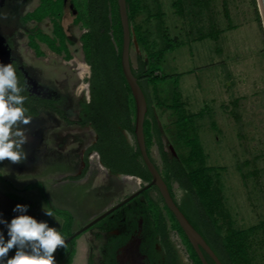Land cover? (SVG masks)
Returning <instances> with one entry per match:
<instances>
[{
	"label": "rangeland",
	"instance_id": "obj_1",
	"mask_svg": "<svg viewBox=\"0 0 264 264\" xmlns=\"http://www.w3.org/2000/svg\"><path fill=\"white\" fill-rule=\"evenodd\" d=\"M201 1V6H197L193 0H185L184 13L179 15L172 0H142L144 10L137 20L146 22L151 41L159 49L155 16L161 12L170 39L181 44L166 56L163 71L178 75L186 111L202 114L195 123L207 166L219 175L225 207L234 226L248 229L264 221V32L251 0ZM34 4L35 0H0V48L7 51L9 64L22 66L31 83L46 88L48 98L57 99L58 108L72 124L40 111L25 126L28 143L23 148L27 159L18 164L5 160L0 168V220L10 223L19 215H28L37 222H47L61 234L65 221L57 212L64 211L73 214L69 227L73 234L140 189L142 183L104 173L96 154H87L84 177L72 180L81 174L84 151L94 137L89 126L77 124L89 95L86 90L90 70L84 65L79 43L85 29L82 24L70 22L76 11L66 0L68 22L62 24L74 43L70 47L72 59L63 61L43 45V56L37 57L28 46V35L36 28L48 32L50 27L48 22L38 26L31 22L21 24ZM255 5L257 9L256 1ZM212 31L218 33L217 41L199 40V36ZM141 58L144 60L145 56L133 39L134 69ZM164 87L167 89L169 83ZM155 112L159 116V111ZM158 120L160 125L168 123L166 114ZM164 142L165 150L174 156L165 138ZM152 155L157 157L154 149ZM173 191L179 200L182 192L176 186ZM7 194L21 200H12ZM17 204L27 205V212H14ZM45 209L53 216L46 215ZM0 233L5 241L10 238L4 223H0ZM85 235L74 238L76 253L71 264H85L84 259L90 254L91 233ZM173 239L179 242L175 234ZM58 250L64 248L53 253L55 264H60ZM15 251L12 249V253ZM182 252L185 255L183 248ZM256 263L264 264L263 250L259 249Z\"/></svg>",
	"mask_w": 264,
	"mask_h": 264
},
{
	"label": "trees",
	"instance_id": "obj_2",
	"mask_svg": "<svg viewBox=\"0 0 264 264\" xmlns=\"http://www.w3.org/2000/svg\"><path fill=\"white\" fill-rule=\"evenodd\" d=\"M64 1L41 0L33 12L25 14L21 19L22 25H27L31 21L38 25L49 19V34L35 29L28 35V46L37 57L43 56L39 47V44H42L51 53L61 56L64 61L72 59L70 47L74 43L67 38L61 26ZM68 1L76 11L73 25L82 24L85 29L79 37V43L83 61L90 70L89 101L82 104V118L77 124L81 127L89 126L96 135V142L85 151L81 174L72 180L84 177L88 170L87 154L95 152L100 164L111 175L134 177L142 184H147L151 177L141 160L134 138L135 104L121 69L122 33L116 0ZM193 1L194 5L201 6V0ZM251 1L255 16L260 22L255 0ZM125 2L131 36L139 51L145 56L144 60L138 59L137 68L134 69L131 43V71L147 104L143 132L151 162L180 212L201 235L221 264H257L259 249L264 251V221L248 229H237L234 226L225 207L219 175L215 169L207 166V156L198 136L195 121L202 114L195 115L186 111L179 89L178 75H169L163 71L166 56L181 44L170 39L162 20L163 14L158 12L155 16L156 35L161 47L157 49L158 44L151 41V33L144 25L146 22L141 23L137 20L144 10L142 0ZM184 2L185 0H172V5L179 15L184 13ZM206 38L217 41L218 33L212 31L209 35L199 36V40ZM16 75L19 86L24 88L21 75L18 72ZM167 83L169 87L163 88ZM20 94L26 97L23 107L28 110L27 116L35 117L39 110L45 109L66 120L62 112L55 107V102L32 98L28 96L25 88ZM155 111H159V116ZM164 114L168 123L160 125L158 119ZM68 123L72 124L69 121ZM164 138L167 145L172 148L174 156L165 150ZM153 149L157 153L156 158L152 155ZM2 165L3 162H0V168ZM173 186L182 192L179 200L175 197ZM153 194L155 198L151 196ZM6 196L12 200H21L13 194ZM57 213L65 221L61 236L63 239L68 238L71 236L69 227L72 218L64 211ZM122 217L126 231L109 237L106 245V264H116V251L139 230V221L141 227L138 234L142 239L140 251L149 260H155L156 256L153 253L154 245L157 244L161 249L163 264H176V250L171 240V233L174 232L192 264H200L154 187L144 191L94 227L101 228L106 233L115 231ZM66 244L67 248L57 252L60 264H71L75 253L74 239ZM204 257L208 264H213L205 254Z\"/></svg>",
	"mask_w": 264,
	"mask_h": 264
},
{
	"label": "clouds",
	"instance_id": "obj_3",
	"mask_svg": "<svg viewBox=\"0 0 264 264\" xmlns=\"http://www.w3.org/2000/svg\"><path fill=\"white\" fill-rule=\"evenodd\" d=\"M16 71L12 63L0 64V162L5 160L18 164L27 159L23 145L28 143L27 127L32 118L26 116L23 107L26 97L20 93ZM28 206L17 204L14 212H27ZM46 215L53 216L45 209ZM8 229L7 241L0 233V264H55L53 253L58 248H66V241L59 231L49 227L47 222H37L28 215H19L11 220H0ZM16 249L15 255L8 253Z\"/></svg>",
	"mask_w": 264,
	"mask_h": 264
},
{
	"label": "water",
	"instance_id": "obj_4",
	"mask_svg": "<svg viewBox=\"0 0 264 264\" xmlns=\"http://www.w3.org/2000/svg\"><path fill=\"white\" fill-rule=\"evenodd\" d=\"M257 4L258 14L261 20L262 29L264 32V0H255ZM119 22L121 27L122 33V45H121V69L124 79L127 83V86L130 90L131 96L134 100L135 104V123H134V138L140 153L141 160L151 177V181L147 184H143V186L138 189L137 191L131 193L126 198L121 200L119 203L115 204L114 206L108 208L101 214L97 215L95 218L90 220L84 226H82L79 230L71 234L68 238L64 240L66 243L71 242L74 238L81 235L85 231L91 229L100 221L104 220L106 217L112 215L121 207L127 205L135 198L139 197L144 191L148 190L151 187H154L165 207L168 211L173 215L175 221L177 222L179 228L183 232L184 236L186 237L190 247L192 248L193 252L195 253L198 261L200 264H208L204 254L213 262V264H221L219 259L210 249V247L206 244L204 239L201 235L192 227V225L188 222L185 216L180 212L176 204L174 203L173 199L170 196L168 188L164 181L162 180L159 172L151 162L145 147V139H144V132H143V124L145 120V115L147 112V104L144 97V94L139 87L136 78L132 74L131 65H130V45L133 43V38L131 36V28L128 21L127 16V8L125 0H116ZM87 92L89 94V84H87ZM95 142V140H94ZM96 154V153H95ZM98 157V156H97ZM98 163L101 167H103L98 159ZM104 168V167H103ZM123 176V175H117ZM134 178V177H131ZM136 179V178H134ZM139 180V179H136ZM15 253L9 252L8 258L14 257Z\"/></svg>",
	"mask_w": 264,
	"mask_h": 264
},
{
	"label": "crops",
	"instance_id": "obj_5",
	"mask_svg": "<svg viewBox=\"0 0 264 264\" xmlns=\"http://www.w3.org/2000/svg\"><path fill=\"white\" fill-rule=\"evenodd\" d=\"M40 1L41 0H35V4L33 5V8L28 11L27 13H31L33 12L40 4ZM65 4H66V0L64 1V8H63V13H62V18H61V26L63 28V22H68V20L66 19V12H65ZM26 13V14H27ZM68 14V12H67ZM76 15H74L70 22L73 24V21H74V18H75ZM43 22H48L49 24V19H45ZM42 22V23H43ZM31 23H34L33 21H31ZM42 23L38 24V25H41ZM35 26H38L34 23ZM49 27H50V24H49ZM36 29H39V28H36ZM64 30V28H63ZM44 32V31H43ZM46 34H49L50 33V28L48 29V32H44ZM64 33H65V30H64ZM66 34V33H65ZM67 36V35H66ZM68 38V37H67ZM70 40V39H69ZM71 41V40H70ZM73 42V41H72ZM40 45L42 44H39V47ZM44 46V45H43ZM45 47V46H44ZM46 48V47H45ZM41 50V48H40ZM47 50V48H46ZM33 51V50H32ZM0 52H2L3 56L6 54V51L2 48H0ZM35 54V53H34ZM53 54V53H52ZM55 55V54H54ZM85 66H87L86 64H84ZM180 89V87H179ZM87 91V90H86ZM181 92V90H180ZM90 130H92L90 128ZM93 132V131H92ZM94 134V132H93ZM126 135V134H125ZM95 136V134H94ZM127 136V135H126ZM128 138V136H127ZM128 140L130 141V139L128 138ZM92 154H95L92 153ZM97 155V154H96ZM99 165V164H98ZM100 166V165H99ZM100 170L103 171L104 173H109L107 169L103 168L100 166ZM118 177V176H117ZM122 177H127V176H122ZM127 178H131V177H127ZM121 179V178H119ZM137 179V178H136ZM133 178V180L135 181H139L141 182L140 180H136ZM142 183V182H141ZM108 186V185H107ZM143 186V184H142ZM152 197L155 198V195H151ZM72 213V212H71ZM73 215V214H71ZM70 215V216H71ZM97 216V215H96ZM72 217V216H71ZM94 218V217H93ZM92 218V219H93ZM91 219V220H92ZM90 221V220H89ZM88 221V222H89ZM87 222V223H88ZM124 217L121 218V221L119 223V226L117 227V229L115 230L116 232H125L126 231V227H125V224H124ZM140 227H141V221H139V230L137 232H135L133 235V238H130L129 241L121 248H119L117 251H116V255H115V263L116 264H147V257L146 255H144L143 253H141L140 251V245H141V241L142 239L140 238L139 236V231H140ZM88 231V230H87ZM91 233V238H90V241L91 242V249H90V254L87 255V258L84 259L85 260V264H106V261H105V256H106V245H107V242H108V239L110 236H112V234L114 233H106L104 231L101 230V228H96V227H92L91 229H89L88 232H84L82 233L81 235H85L87 233ZM114 232V231H113ZM86 235L83 236V240L85 239ZM85 241V240H84ZM87 244V243H86ZM85 245V244H84ZM84 248V247H83ZM83 248H81L80 250L83 251ZM87 249V248H86ZM75 253H76V250H75ZM153 255H155V264L156 262L161 259L162 260V253H161V249H160V246L159 245H154V253ZM161 255V256H160ZM157 260V261H156ZM163 262V261H162ZM176 264H179L178 262V259H177V262Z\"/></svg>",
	"mask_w": 264,
	"mask_h": 264
},
{
	"label": "flooded vegetation",
	"instance_id": "obj_6",
	"mask_svg": "<svg viewBox=\"0 0 264 264\" xmlns=\"http://www.w3.org/2000/svg\"><path fill=\"white\" fill-rule=\"evenodd\" d=\"M61 57V56H60ZM61 59L63 60V58L61 57ZM64 61V60H63ZM0 64H2V65H7V64H9V59H8V53H7V51H6V54L3 56V54H2V52H0ZM12 66H13V68L15 69V71L16 72H18L20 75H21V77H22V81H23V84H24V88H25V91L27 92V94H28V96H30V97H32V98H36V99H40V100H45V101H53V102H55V107L56 108H58V101H57V99H50V98H48V95H49V91L46 89V88H44V87H42L41 85H39L38 83V85H35L34 83H31L30 81H29V78H28V75L24 72V70L22 69V66H19V65H17L15 62H12ZM34 81V80H33ZM36 83V82H35ZM88 101H89V95H88ZM87 101V102H88ZM86 102V103H87ZM59 109V108H58ZM60 110V109H59ZM40 111H47V112H49V113H51V114H54L56 117H58L59 119H62L61 117H59L58 115H56L55 113H53V112H50V111H48V110H45V109H41V110H39L38 111V113L40 112ZM61 111V110H60ZM62 112V111H61ZM62 114H63V112H62ZM27 116V115H26ZM37 116H38V114H37ZM37 116H35V117H32V116H30L31 118H36ZM63 116L65 117V115L63 114ZM81 117H82V113H81ZM66 118V117H65ZM64 122H68V121H66L67 120V118H66V120L65 119H62ZM79 126V125H78ZM93 131V130H92ZM95 134V133H94ZM94 140H95V142H96V135L93 137V141H92V143L86 148V150L89 148V147H91L95 142H94ZM85 150V151H86ZM85 151H84V154H83V159H82V162H83V165H84V155H85ZM92 153H94V152H90V153H88V155H90V154H92ZM3 164H4V161H3ZM109 233H114V234H112V235H118L120 232H116V231H111V232H109ZM134 236V235H133ZM133 236H131V238H133ZM171 240H172V242H173V238L171 237ZM174 243V242H173ZM174 246H175V250H176V255H177V259H178V262H179V264H186V262L183 260V252H182V250H179L177 247H176V245H175V243H174ZM147 259V264H150V263H153V264H155V260H149L148 258H146ZM154 259H155V257H154ZM151 261V262H150ZM157 261V260H156ZM156 264H163V262H162V260L161 259H159L157 262H156Z\"/></svg>",
	"mask_w": 264,
	"mask_h": 264
},
{
	"label": "built area",
	"instance_id": "obj_7",
	"mask_svg": "<svg viewBox=\"0 0 264 264\" xmlns=\"http://www.w3.org/2000/svg\"><path fill=\"white\" fill-rule=\"evenodd\" d=\"M175 233L173 232V233H171V237L173 238V235H174ZM176 236H177V234H175ZM178 237V236H177ZM173 242L175 243V245H176V247L179 249V250H182V248H183V251H184V253H185V255L183 254V260L186 262V264H192V262H191V260L189 259V256H188V254H187V252H186V250H185V248H184V246L181 244V242H180V239H179V242H176L174 239H173Z\"/></svg>",
	"mask_w": 264,
	"mask_h": 264
},
{
	"label": "bare ground",
	"instance_id": "obj_8",
	"mask_svg": "<svg viewBox=\"0 0 264 264\" xmlns=\"http://www.w3.org/2000/svg\"><path fill=\"white\" fill-rule=\"evenodd\" d=\"M118 177H122V176H118Z\"/></svg>",
	"mask_w": 264,
	"mask_h": 264
}]
</instances>
